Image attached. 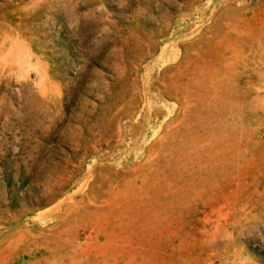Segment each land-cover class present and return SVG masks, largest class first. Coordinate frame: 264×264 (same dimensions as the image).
<instances>
[{
    "label": "rangeland",
    "instance_id": "obj_1",
    "mask_svg": "<svg viewBox=\"0 0 264 264\" xmlns=\"http://www.w3.org/2000/svg\"><path fill=\"white\" fill-rule=\"evenodd\" d=\"M0 264H264V0H0Z\"/></svg>",
    "mask_w": 264,
    "mask_h": 264
}]
</instances>
